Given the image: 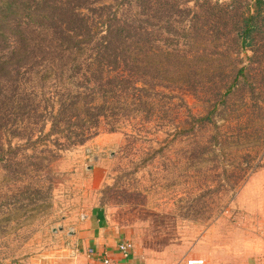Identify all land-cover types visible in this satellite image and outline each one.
Segmentation results:
<instances>
[{
    "label": "rangeland",
    "instance_id": "374dc122",
    "mask_svg": "<svg viewBox=\"0 0 264 264\" xmlns=\"http://www.w3.org/2000/svg\"><path fill=\"white\" fill-rule=\"evenodd\" d=\"M184 9L183 27L206 25L223 45L233 37L226 10L237 18L257 14L256 0H191ZM258 12L260 34L239 55L233 50L225 64L229 77L214 86L211 99L232 83L234 66L245 68L244 76L210 120L204 119L206 100L186 90L157 88L161 96L149 121L134 119L119 132H102L68 150L54 147L57 136L43 142L38 154L56 153L51 189L45 176L34 178L32 186L27 179L24 184L11 179L14 166L2 162L0 264H34L37 258L44 262L49 260L44 256L63 255L83 208L100 204L113 226L156 260L170 258L176 264L185 251L204 257L205 235L213 226L231 246L263 251L264 3ZM177 127L197 130L175 136ZM50 130L51 123L45 134ZM8 143L6 135L0 138V147L7 149ZM25 144L12 142L13 148ZM32 151L27 146L25 153ZM94 178L100 180L96 187L90 186Z\"/></svg>",
    "mask_w": 264,
    "mask_h": 264
},
{
    "label": "trees",
    "instance_id": "16d2710c",
    "mask_svg": "<svg viewBox=\"0 0 264 264\" xmlns=\"http://www.w3.org/2000/svg\"><path fill=\"white\" fill-rule=\"evenodd\" d=\"M188 2L0 0V138H9L8 148L0 147V164L14 166L11 179L32 186L45 176L51 189L56 153L38 154L43 142L57 136L54 147L68 150L134 119L149 121L161 96L157 88L206 100L205 121L220 111L245 68L234 66L232 83L212 100L214 86L229 77L225 64L233 50L239 55L255 43L264 0H256V15L225 11L233 35L226 45L206 25L183 27ZM196 130L177 127L175 136ZM15 139L27 144L13 148ZM18 151L25 153L21 159Z\"/></svg>",
    "mask_w": 264,
    "mask_h": 264
},
{
    "label": "crops",
    "instance_id": "0c3cea01",
    "mask_svg": "<svg viewBox=\"0 0 264 264\" xmlns=\"http://www.w3.org/2000/svg\"><path fill=\"white\" fill-rule=\"evenodd\" d=\"M94 171L100 172L98 169ZM99 183L100 180L94 178L90 186L96 187ZM82 212V220L77 223V231L72 236L71 245L64 250L66 252L63 255L57 253L44 256L43 258H49V262L37 258L34 264H103L105 255L113 264H172L170 258L156 260L148 253H144L141 248L137 249L128 234L113 226L106 207L102 204L86 205ZM218 225L222 230L223 223L219 222ZM123 242L134 244V252L128 259L118 251L119 245ZM91 250L96 252L94 256L89 254ZM190 259H204L207 264H264V250L255 252L231 246L225 234L219 232L217 226H213L205 235L204 257L196 256L195 251L190 253L185 251L176 264H188Z\"/></svg>",
    "mask_w": 264,
    "mask_h": 264
},
{
    "label": "built area",
    "instance_id": "2783aa9c",
    "mask_svg": "<svg viewBox=\"0 0 264 264\" xmlns=\"http://www.w3.org/2000/svg\"><path fill=\"white\" fill-rule=\"evenodd\" d=\"M119 253L125 258L128 259L134 252V246L130 242H123L118 247ZM95 251L91 250L89 254L91 256L95 255ZM103 264H113L110 258L105 255V258L103 259ZM188 264H207L204 259H192L188 262Z\"/></svg>",
    "mask_w": 264,
    "mask_h": 264
}]
</instances>
